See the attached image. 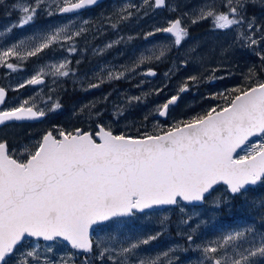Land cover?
<instances>
[{
    "label": "snow or ice",
    "instance_id": "snow-or-ice-1",
    "mask_svg": "<svg viewBox=\"0 0 264 264\" xmlns=\"http://www.w3.org/2000/svg\"><path fill=\"white\" fill-rule=\"evenodd\" d=\"M100 0H0L6 5L7 15L18 11V19L0 37L10 35L16 28H24L35 22L43 11L47 18L65 17V21L49 24L36 30L26 39L20 38L7 46H0V67L11 72L23 70V65L32 57H39L46 50L53 53L52 59L17 84L14 91L26 86L44 85L46 77L54 84L62 78L75 76L68 57L78 52L77 41L86 37L89 20L79 23L73 19L84 9L98 5ZM169 7L167 0H142L141 5L126 3L114 15L104 17L108 25L117 30L119 25L130 20L144 9ZM264 10V0H202L191 12L184 11L167 26L155 27L145 33V39L156 33L168 34L170 46L158 52L139 57L128 66H101L88 81L85 91L99 88L102 84L126 79L136 74L142 64L165 59L172 47L179 49L189 37L185 19L191 24L211 21V31H235L236 35L226 54L235 46L247 48L259 58V65L250 67L242 81L223 91L210 93L206 98L216 103L189 118L174 120L167 127L157 125L153 131H139L136 135L115 133L110 125L97 122L91 130L76 127L71 131L53 126L40 139L17 153L10 151L6 139L0 138V264H9L17 256V250L27 239L44 242H66L70 249L83 254L81 264H93L90 254L99 249L95 260H107L111 264H163L174 249L156 257L140 256L138 250L157 240L162 232L140 238H121V234L109 231L94 245V226L101 231L119 228L120 224L137 213H145L164 206L203 203L208 196L223 186V194L214 201L217 208L230 204L236 197H245V203L261 214V224H253L222 233L216 239L195 244L192 229L186 236L189 246L201 253L199 264H264V200L259 205L248 201L247 193L256 186L264 187V24L257 23L248 9ZM134 10V11H133ZM177 13L180 5L171 6ZM133 37H127L131 41ZM124 37L110 41L103 49H94L96 54L120 44ZM199 45H194L190 55L195 57ZM58 53H67L56 59ZM80 61H77L79 64ZM188 60L180 66L187 67ZM227 66L221 64L210 75H189L178 85L175 94L156 107L154 114L167 118L171 107L177 105L182 94L202 83H214L225 76H217ZM154 77V69L139 73ZM174 72L164 73L171 79ZM94 81V82H93ZM144 81H141L143 84ZM139 86V85H137ZM167 87L155 88L159 95ZM49 95L42 101L43 107L32 98L23 99L15 106L0 107V125L8 122L39 120L48 112H56L62 105ZM6 89L0 87V106L6 103ZM145 96H128L126 104L117 107L114 116L118 121L125 109L143 102ZM108 96L104 97L107 100ZM50 105V107L48 106ZM94 103L85 105L80 112H88L99 119L101 113L93 111ZM147 120L148 117L146 116ZM183 212L184 208L181 207ZM192 217L181 219L189 225ZM167 220L165 216L161 225ZM199 227V226H197ZM182 235V233H178ZM42 246L36 243L17 258L16 264H74L73 253L68 252L58 260L42 255ZM44 253H53L51 245Z\"/></svg>",
    "mask_w": 264,
    "mask_h": 264
},
{
    "label": "rangeland",
    "instance_id": "rangeland-1",
    "mask_svg": "<svg viewBox=\"0 0 264 264\" xmlns=\"http://www.w3.org/2000/svg\"><path fill=\"white\" fill-rule=\"evenodd\" d=\"M22 2V0H21ZM218 2V0H217ZM12 0H6V5L11 4ZM130 3L141 5L142 0H107L102 5L94 8L96 10L90 12L89 9L80 12L78 17H73L77 23L83 20H89L90 24L86 27L89 32L86 37L77 41L78 52L70 57V68L75 69L76 75L62 78L58 84H54L51 77H46L44 85L26 86L24 89L14 91L17 84L23 82L24 79L30 78L36 70L48 63L53 53L45 51L39 57H32L24 63L23 70L19 72H11L6 68L0 67V87L6 89V103L3 108L15 106L23 99L32 98L38 106L43 107L42 101L49 95V88L55 89L51 93L53 101L61 103V109L56 112H48V114L39 120H29L22 122H8L0 125V138L6 139L10 145V151L15 150L17 153L22 152L25 148L30 147L38 141L41 135L53 129V126H60L66 130L79 127L84 130H91L95 123L103 121L106 125H110L115 133L125 132L126 134L136 135L139 131H153L159 125L167 127L174 120L189 118L199 112L206 110L216 101L207 99L206 97L213 92L223 91L225 88L232 87L242 81L243 75L247 73L250 67L259 65V58L255 53L247 48L239 46L233 47L225 57L221 52V48H227L232 43L236 32L227 31L220 32L211 31V21L206 20L198 24H191L190 18L185 19V24L189 29V37L177 49L171 48L167 57L161 61H150L141 65L136 74H129L126 79L115 80L102 84L99 88L85 91L88 81L85 76L92 77L94 71H98L101 66H115L119 69L121 66H130L141 53L145 55L150 52H158L165 45L170 46V37L165 33H156L155 35L145 39V33L152 31L155 27L167 26L168 19H174L176 15L184 11H193L199 7L202 0H167L169 7L159 9H145L148 15H144V9L140 13L135 14L130 20L119 25L117 30H113L104 20V17L112 16L115 22L117 17L114 15L124 4ZM179 4L180 11L173 13L170 11L171 6ZM0 5V11L5 10ZM134 11V10H133ZM3 22L0 23V31L6 29L7 26L17 21L19 12L10 16L4 11ZM249 16L255 15L257 23L264 24V10L259 7L249 8ZM98 16V18H97ZM16 17V18H14ZM65 17L55 16L51 19L47 18L45 13L41 11L33 24L24 28H16L10 35L0 37V46H7L13 42H17L20 38H27L34 31L46 28L49 24L60 23L65 21ZM95 19L97 20L95 23ZM1 20V19H0ZM133 37L131 41L127 37ZM124 37V41L114 47L107 49L103 54H96L94 49H103L110 41ZM194 45H199L197 55H190ZM260 47H264L262 44ZM67 53H58L56 59ZM188 60L187 67L180 66L181 60ZM77 61H80L77 64ZM224 64L227 66L228 75L223 69L216 73L217 76H225L223 80H216L214 83H202L198 87H191V90L182 94L177 105L169 110L167 118L161 119L155 115V109L163 104L168 97L175 94L177 87L189 75H210L213 68ZM147 68H152L157 73L156 76H142L139 73L144 72ZM172 70L174 75L171 79H166L164 73ZM144 81L141 84V81ZM94 82V81H93ZM164 91L157 95L153 90L163 87ZM139 85V86H137ZM143 102L134 104L125 109L124 115L119 117L118 121L114 116V112L120 105L126 104L128 96H145ZM108 96L107 100L104 97ZM94 103L96 108L93 111L101 113L99 119L94 115L90 119L88 112H80V109ZM50 107V105H48ZM148 117L146 120L145 117ZM223 186H219L217 191L213 192L202 203L200 207L188 206L181 202L173 207L164 209L150 210L145 213H137L133 217L126 218L116 229H105L101 231L95 227L92 232L94 245L101 238H106L109 231L114 234H121V238H143L147 235H154L161 231L162 235L149 245L142 246L138 252L140 256L156 257L164 251L174 249L170 252L169 257L163 260V264H199L201 253L195 249V245L189 246L186 239L187 234L196 229L193 233L195 244H202L209 240L216 239L222 233L242 228L246 225L253 224L259 228L261 224V214L254 208L249 207L245 203V197H236L230 204H222L216 207L214 201L223 194ZM249 202L253 200L259 205L264 200V187L256 186L252 191L247 193ZM184 211L181 212L180 208ZM167 220L164 226L161 220L164 217ZM192 217L189 225L180 223L181 219ZM199 226V227H197ZM264 231V229H261ZM182 233V235H178ZM39 243L42 255H48L51 260H58L61 256L68 252L73 253L74 264H81L83 254L76 253L69 246L57 240L56 242H44L27 239L17 250V256L9 261V264H16L17 258L26 249L31 248ZM51 245L53 253H44L43 248ZM99 249H93L90 259L93 264H111L106 259L95 260Z\"/></svg>",
    "mask_w": 264,
    "mask_h": 264
},
{
    "label": "water",
    "instance_id": "water-1",
    "mask_svg": "<svg viewBox=\"0 0 264 264\" xmlns=\"http://www.w3.org/2000/svg\"><path fill=\"white\" fill-rule=\"evenodd\" d=\"M103 1H105V0H100V2H99V4L100 3H102ZM98 4V5H99ZM94 7V6H93ZM88 9V8H87ZM85 10V9H84ZM83 11V10H82ZM160 118H164V117H160ZM184 203V202H183ZM184 204H186V203H184ZM202 203H199V202H197V203H194V204H186V205H190V206H200ZM164 207H169V206H164ZM164 207H161V208H164ZM96 226H94V228H95ZM93 232V231H92ZM40 241H43V240H40ZM63 242V241H62ZM63 243H65L66 244V242H63ZM67 245V244H66Z\"/></svg>",
    "mask_w": 264,
    "mask_h": 264
},
{
    "label": "flooded vegetation",
    "instance_id": "flooded-vegetation-1",
    "mask_svg": "<svg viewBox=\"0 0 264 264\" xmlns=\"http://www.w3.org/2000/svg\"><path fill=\"white\" fill-rule=\"evenodd\" d=\"M1 7L3 8V5H1ZM94 10H96V9H94ZM94 10H89V11L92 12V11H94ZM4 11H5V10L0 11V19H1V20H0V23L3 22L2 20H3V18H4V14H5ZM5 12H6V11H5ZM13 13H15V12H13ZM13 13H12V14H13ZM15 14H16V13H15Z\"/></svg>",
    "mask_w": 264,
    "mask_h": 264
},
{
    "label": "trees",
    "instance_id": "trees-1",
    "mask_svg": "<svg viewBox=\"0 0 264 264\" xmlns=\"http://www.w3.org/2000/svg\"><path fill=\"white\" fill-rule=\"evenodd\" d=\"M97 18H98V16H97ZM96 21H97V20L95 19V23H97Z\"/></svg>",
    "mask_w": 264,
    "mask_h": 264
}]
</instances>
